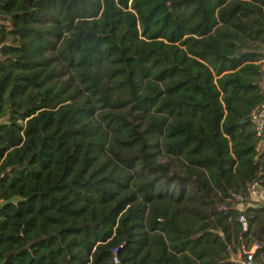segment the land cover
Returning <instances> with one entry per match:
<instances>
[{
  "label": "trees",
  "instance_id": "trees-1",
  "mask_svg": "<svg viewBox=\"0 0 264 264\" xmlns=\"http://www.w3.org/2000/svg\"><path fill=\"white\" fill-rule=\"evenodd\" d=\"M254 41L264 0H0V264H264Z\"/></svg>",
  "mask_w": 264,
  "mask_h": 264
},
{
  "label": "built area",
  "instance_id": "built-area-1",
  "mask_svg": "<svg viewBox=\"0 0 264 264\" xmlns=\"http://www.w3.org/2000/svg\"><path fill=\"white\" fill-rule=\"evenodd\" d=\"M261 76L264 80V58L261 59ZM251 120L253 121V128L257 136L261 139L264 138V96L259 104L251 112ZM240 198H246L247 202L257 203L264 206V181L253 180L249 183L245 196ZM243 229L248 226L247 218L244 213H240L238 217ZM260 247L258 240L251 241L248 245L242 244L240 250L237 252L236 258L239 264H260L253 261V253Z\"/></svg>",
  "mask_w": 264,
  "mask_h": 264
},
{
  "label": "rangeland",
  "instance_id": "rangeland-1",
  "mask_svg": "<svg viewBox=\"0 0 264 264\" xmlns=\"http://www.w3.org/2000/svg\"><path fill=\"white\" fill-rule=\"evenodd\" d=\"M246 48V47H245ZM250 49L260 51L263 54L262 59L264 58V41H254L250 42ZM260 149L264 150V138L260 140ZM237 256V255H235Z\"/></svg>",
  "mask_w": 264,
  "mask_h": 264
},
{
  "label": "crops",
  "instance_id": "crops-1",
  "mask_svg": "<svg viewBox=\"0 0 264 264\" xmlns=\"http://www.w3.org/2000/svg\"><path fill=\"white\" fill-rule=\"evenodd\" d=\"M261 86L264 88V80L261 81Z\"/></svg>",
  "mask_w": 264,
  "mask_h": 264
}]
</instances>
